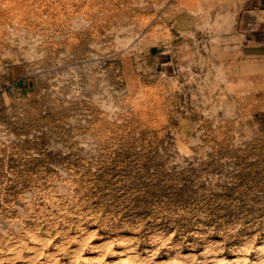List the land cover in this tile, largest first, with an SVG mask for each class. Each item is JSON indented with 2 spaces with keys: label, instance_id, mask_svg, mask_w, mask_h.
Instances as JSON below:
<instances>
[{
  "label": "rangeland",
  "instance_id": "1",
  "mask_svg": "<svg viewBox=\"0 0 264 264\" xmlns=\"http://www.w3.org/2000/svg\"><path fill=\"white\" fill-rule=\"evenodd\" d=\"M258 1L0 0V244L43 210L143 245L264 236Z\"/></svg>",
  "mask_w": 264,
  "mask_h": 264
},
{
  "label": "bare ground",
  "instance_id": "2",
  "mask_svg": "<svg viewBox=\"0 0 264 264\" xmlns=\"http://www.w3.org/2000/svg\"><path fill=\"white\" fill-rule=\"evenodd\" d=\"M201 15L203 16V12ZM218 16L222 18V15ZM221 21L215 23L217 28L223 27L226 22L221 23ZM209 26L212 24L210 23ZM55 202L56 200H50L49 204L52 205ZM43 211L38 216L40 221L33 219L34 223L28 226L18 223L14 226V231L6 235L9 242L0 244V264H264V236L261 237L258 233L249 232L240 242L230 244L227 241L208 239L203 232L197 231L194 234L192 232L194 243L203 242L196 247L194 243L185 246L184 241L173 237V234L155 232L148 235L149 237L146 235L149 243L143 245L140 236H137L135 231H120L115 227L116 230L110 228L106 231L109 226L106 221H103L104 227H101L99 223H90L91 217L81 214L75 224L73 223L75 228L72 230L68 227L67 229L60 228V222L48 217ZM64 218L63 222L68 224L70 220H68V215ZM140 226L139 228H142ZM44 227H46L45 230H43Z\"/></svg>",
  "mask_w": 264,
  "mask_h": 264
},
{
  "label": "crops",
  "instance_id": "3",
  "mask_svg": "<svg viewBox=\"0 0 264 264\" xmlns=\"http://www.w3.org/2000/svg\"><path fill=\"white\" fill-rule=\"evenodd\" d=\"M248 11V14L245 15V20L240 23L243 26L244 30H242L244 31L246 41L263 45L264 19H260V16L264 15V0L258 1L257 5ZM16 70L19 73L20 68H16ZM27 76L15 77L12 82L16 85L26 87L28 83L26 80L28 79Z\"/></svg>",
  "mask_w": 264,
  "mask_h": 264
}]
</instances>
